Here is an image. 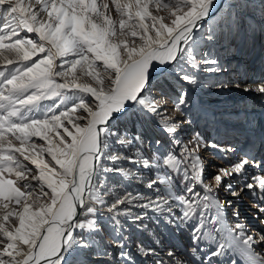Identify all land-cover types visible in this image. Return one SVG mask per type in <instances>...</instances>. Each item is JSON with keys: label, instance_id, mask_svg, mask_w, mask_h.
<instances>
[{"label": "snow or ice", "instance_id": "snow-or-ice-1", "mask_svg": "<svg viewBox=\"0 0 264 264\" xmlns=\"http://www.w3.org/2000/svg\"><path fill=\"white\" fill-rule=\"evenodd\" d=\"M214 3L0 0V264H73L79 249L95 264H264V231L234 207L230 222L233 201L218 195L248 192L264 214V156L228 159L236 150L219 149L209 176L200 137L177 138L170 93L154 94L156 73L203 86L200 72L221 70L196 39ZM176 91L173 112L187 102L183 86ZM243 91L264 95V79ZM148 117L166 142L149 135ZM145 220L186 232L189 251L165 260ZM102 221L111 250L97 240ZM132 226L153 246L138 242L133 254Z\"/></svg>", "mask_w": 264, "mask_h": 264}, {"label": "rangeland", "instance_id": "rangeland-1", "mask_svg": "<svg viewBox=\"0 0 264 264\" xmlns=\"http://www.w3.org/2000/svg\"><path fill=\"white\" fill-rule=\"evenodd\" d=\"M260 1L262 2V9H260L258 16L264 19V0ZM238 10L240 9L233 8V11H231L230 7L227 8L225 6L221 17L217 16L219 11L217 12V10H215V12L204 21L199 32L196 33V39L199 41L197 47L201 53H208L211 59L217 60L220 69L223 71L226 68L224 56L241 53L245 58L243 60L244 73L248 70L251 74H257V76L260 77L259 79H264V33L251 28L248 32L249 35H246L245 27L248 23H241L242 20L240 21L236 16ZM210 35L212 36L211 40L208 38ZM216 37L217 43L214 45ZM230 42L231 48L227 49ZM219 54L222 55L220 56ZM235 62L238 63V60ZM236 63L232 65L233 68H235ZM214 77H217L218 79V76L215 73L200 72L199 78L202 81L203 86L188 85L186 82L178 81L171 77L167 78V80L170 81V88H174V90L168 89L167 91L170 93L169 103H172L175 106L178 102L176 98L178 93L176 90H178L181 85L187 92V102L178 111L179 113H183L185 117H188V120L190 121L189 125L191 127L188 128L187 135H183L184 137L181 140H183V143L187 144L193 137L198 136L201 139V143L202 141L205 142L203 146L201 145L200 152L202 158L205 159L207 164V172L211 171L210 173L208 172L209 176L214 174L217 166L222 165V159L221 156L214 153L211 149L206 148V145L208 144L207 141L212 139V135H220L221 131L229 130L235 134H239V136L235 135L237 139H234V141L237 140V144L241 146L242 151L247 152L248 154L253 153L255 155L261 151L264 154V150H261L264 147V105L255 107L254 102L249 98H235V95L228 90H225V87L217 86L219 82L214 83ZM159 80L160 79L157 81ZM206 87L209 88L208 91L206 90ZM218 87H220V89H217ZM250 119L251 131L243 128L245 120L248 122ZM148 123L151 125L152 129L149 133L150 136L157 138L156 136L160 134L161 136L158 138L162 142H166L169 139L163 130L157 132L158 129L155 127L156 125L149 121ZM242 131H245V134H240ZM224 134L225 133H223V135ZM214 141L215 140H211V142ZM147 145L150 152L157 147L151 141H148ZM218 195L221 199H230L228 197L230 194L225 193L222 189ZM231 200L233 201V205L227 210L229 219H232L231 213L233 207L239 210L240 218H242L243 213L251 214L257 210L255 207L252 208L253 200L249 194L243 199L238 198V200H236L235 198H232ZM251 220H254L252 214ZM151 222L153 221L151 220ZM107 223V221H102L103 231L101 235L97 236V240L104 243L105 246L111 250L112 237L110 229L107 228ZM127 223L130 225L131 222ZM246 224L255 232L263 231L260 227L258 228L250 221H247ZM130 231L132 232V245L130 250L133 254H135V247L138 238L141 237V240H144L147 243L149 242L148 244L150 245L152 244L150 242L152 240L151 235L144 234V231H137L133 226L130 228ZM161 233H159V235L167 244L166 248H175L176 246H172L169 242L172 239L177 241L179 238L178 235H172L170 232ZM185 239H189L188 235L185 236ZM74 253L77 255L82 254L79 257V260L81 261L80 264H95L96 257L90 253V250L85 252V249H79L78 253ZM164 258L167 260V256H164ZM70 259L71 255L68 257L69 261H71ZM137 259L140 260L141 258L137 256ZM146 259L148 264H152L150 257ZM73 261L74 260H72V262Z\"/></svg>", "mask_w": 264, "mask_h": 264}, {"label": "bare ground", "instance_id": "bare-ground-1", "mask_svg": "<svg viewBox=\"0 0 264 264\" xmlns=\"http://www.w3.org/2000/svg\"><path fill=\"white\" fill-rule=\"evenodd\" d=\"M261 4H262V2L260 0H215L214 6L210 10L211 11L210 16L215 12V10H217V12L219 11L217 16L221 17V15H223V12H224L223 8L225 6L227 8L230 7L231 11H233V8H238V9H240L237 12L238 14L236 15L238 17V19L240 21L242 20L241 23L242 22L243 23H248V25H246L247 28L245 27L246 35H249L248 32L251 30V28L252 29H257L256 31H258V32L260 31V32L264 33V19L262 17L258 16L259 13H260V9H262V5ZM202 24H204V22ZM199 29L200 28H198L196 30V33L199 32ZM231 36H232V32H231ZM216 43H217V37H216L214 45H216ZM242 43H243V41H242ZM229 48H231V42L229 43L227 49H229ZM224 53H222V54H224ZM226 55H227V53H226ZM224 58H225V62H226V68L224 69V71L220 70L219 72L215 73L218 76V79H217V77H214L213 78L214 83L221 82V81H223L225 83H228L229 86L225 87V90H228L230 93H233L235 95L234 96L235 98H244V97L249 98V99L252 100V102H254V106L255 107H259L261 105H264V95H261V94L255 93V92H245V91H243V87H244L245 84L251 82L252 80H256V79L260 78V77L257 76V74H253V73L251 74V72L248 71V70H246V73H244V70H243L244 69L243 60L245 59L244 56H242L241 53H237L236 55L228 54L227 56H224ZM237 60H238V63L235 62ZM234 63H236L235 68H233V66H232V65H234ZM225 73H227V74H225ZM235 73H236V75H235ZM153 76H155V77L152 78V83L154 85L155 84L157 85L156 89L154 90V94H157V95L160 94L161 86L166 91H168V89L169 90H171V89L174 90L173 87L170 88V83H169V80H167L166 76L161 75L160 73H156ZM213 76H215V75H213ZM158 79H160L161 81L160 80L157 81ZM236 82L240 83L241 86L239 88L232 86V84H234ZM168 86H169V88H168ZM217 89H220V87H218ZM206 90L208 91L209 88L206 87ZM166 100H167L168 112L170 114H174L175 116L178 117L177 124H178L179 133H178V137L177 138H179L181 140L185 135H187L188 128L191 127L189 125L190 121L188 120V117H185L183 115V113H179L178 110L173 112V110H174L173 106L174 105L172 103H169L170 102L169 98L166 97ZM147 120L149 122H152L153 124L156 125L155 127L158 129L157 132L162 130L155 123V120L152 117H148ZM250 122H251V119L248 122L245 120L243 128L249 129L251 131ZM223 133H225V134L223 135ZM240 134H245V131L240 132ZM235 135L239 136V134H235L234 132H231L229 130L221 131L220 135H218V136L216 134L214 136L212 135V139L211 140H215V141L214 142H211V140L207 141L208 144L206 145V148L211 149L214 153L218 154L221 157L224 154L221 153L219 151V149H235L236 151L234 153V156L233 155H228L227 158L228 159H232L234 157L235 158H242L244 156L245 152L242 151L241 146H239L237 144V140L234 141V139H237ZM160 136L161 135L158 134L156 137L158 138ZM181 141L183 142V140H181ZM204 144H205V142L202 141L201 145L203 146ZM212 144H217L218 148L209 147V145H212ZM145 149L150 153V150H149V147L147 145V142L145 144ZM261 150H264V147ZM249 154L250 155H255L253 153H249ZM255 156H257V158L259 159V157L260 156H264V154L260 151ZM126 166H129V165L126 164ZM208 172L210 173L211 171H208ZM208 172H207V174H209ZM206 182H208V181H206ZM133 186L134 187H138L141 191H145V189L141 185L134 184ZM246 193L249 194L248 192H244L239 198H241V199L245 198L246 195H247ZM228 197L230 198L228 200H231L232 198H234L231 195H229ZM235 199L238 200L237 198H235ZM252 208H253V206H252ZM177 214H178V210H177ZM251 214H252V218L254 220H251ZM251 214L243 213L242 218H239V219L241 221H243L244 223H246L247 221H250L252 224H255L258 228L260 227V229L264 231V227H262V225H261V220L264 219V214L259 213L257 210L255 212H252ZM230 222H233V223L236 222V218L232 217V219H230ZM143 223L148 224L150 229H154L156 234H157V236H159V237H160L159 233H161V232H163V233L168 232L169 233V230L163 225V223H161L160 225H157L156 223L151 222V220H145ZM133 227H134V229H136L135 226H133ZM171 227L174 228L175 226L172 225ZM144 234L150 235L148 232H144ZM175 234L178 235L179 238L177 239V241H175V239H172V240H170L169 243L172 246H176V247L175 248H170V247L166 248L165 245H167V244L165 242H164V244H161V245H155V247H157V251L158 252H159L160 248L164 249V251L163 252H159V254L167 256L166 253L169 250H176V251H178L181 254H185V253H187L189 251L190 240L189 239H185V236H187V233L186 232L182 233V232L177 231ZM170 237H171V235H170ZM173 238H175V237H173ZM151 239H152L150 241L152 243L151 245L148 244L149 242L147 243L144 240H141V237L138 238L137 243L140 242V243H142L145 246H153L155 237L151 235ZM87 250H89V249H85V252ZM81 255L82 254L77 255V254L73 253L71 255V259L70 260L71 261L74 260L73 264H77V262H79V264H80L81 261L79 260V257Z\"/></svg>", "mask_w": 264, "mask_h": 264}]
</instances>
